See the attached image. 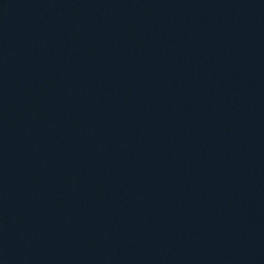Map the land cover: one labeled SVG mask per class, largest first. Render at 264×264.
<instances>
[{
    "label": "water",
    "instance_id": "1",
    "mask_svg": "<svg viewBox=\"0 0 264 264\" xmlns=\"http://www.w3.org/2000/svg\"><path fill=\"white\" fill-rule=\"evenodd\" d=\"M0 264H264V0H0Z\"/></svg>",
    "mask_w": 264,
    "mask_h": 264
}]
</instances>
